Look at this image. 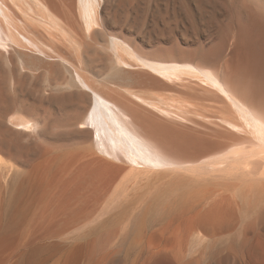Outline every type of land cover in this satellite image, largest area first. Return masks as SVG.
<instances>
[{
	"label": "bare ground",
	"instance_id": "6f19581e",
	"mask_svg": "<svg viewBox=\"0 0 264 264\" xmlns=\"http://www.w3.org/2000/svg\"><path fill=\"white\" fill-rule=\"evenodd\" d=\"M118 241L264 264V0H0V264Z\"/></svg>",
	"mask_w": 264,
	"mask_h": 264
},
{
	"label": "rangeland",
	"instance_id": "374dc122",
	"mask_svg": "<svg viewBox=\"0 0 264 264\" xmlns=\"http://www.w3.org/2000/svg\"><path fill=\"white\" fill-rule=\"evenodd\" d=\"M71 246V244H64ZM73 245V244H72ZM100 245V246H99ZM151 245V244H148ZM168 245V246H167ZM157 246V244H152ZM163 246V251L161 250ZM170 244L159 246L162 252H171ZM127 243L124 241L114 242L113 244H96V248L92 250V261L96 264H147L151 260V253L147 249L126 254ZM99 249V250H98ZM137 249V248H136ZM65 250L55 253L44 264H59L64 257ZM10 255L4 256V261H8ZM11 257V256H10Z\"/></svg>",
	"mask_w": 264,
	"mask_h": 264
}]
</instances>
